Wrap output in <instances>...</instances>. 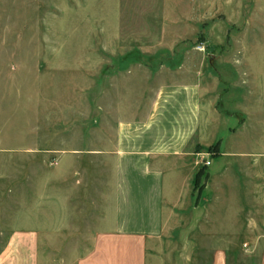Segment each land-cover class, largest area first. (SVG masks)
Listing matches in <instances>:
<instances>
[{"label":"rangeland","instance_id":"1","mask_svg":"<svg viewBox=\"0 0 264 264\" xmlns=\"http://www.w3.org/2000/svg\"><path fill=\"white\" fill-rule=\"evenodd\" d=\"M214 52H264V0H0V252L42 227L39 264H77L96 232L111 178L103 148L123 102L182 75L167 65L213 69ZM208 149L192 197L149 241L148 264H212ZM226 251L228 264L263 261L262 249Z\"/></svg>","mask_w":264,"mask_h":264},{"label":"crops","instance_id":"2","mask_svg":"<svg viewBox=\"0 0 264 264\" xmlns=\"http://www.w3.org/2000/svg\"><path fill=\"white\" fill-rule=\"evenodd\" d=\"M185 62L166 66L182 75L158 86L156 96L123 102L127 113L110 133L116 139L103 148L111 178L96 232L77 264H148L149 241L164 233L168 210L192 197L208 148L220 243L212 264H228L226 248L244 245L262 249L264 264V52H214L209 70L205 60ZM41 229L17 231L0 264H39Z\"/></svg>","mask_w":264,"mask_h":264},{"label":"trees","instance_id":"3","mask_svg":"<svg viewBox=\"0 0 264 264\" xmlns=\"http://www.w3.org/2000/svg\"><path fill=\"white\" fill-rule=\"evenodd\" d=\"M202 171H203V170L200 169V170L197 172L196 177L198 176V178H199V175L202 173Z\"/></svg>","mask_w":264,"mask_h":264}]
</instances>
